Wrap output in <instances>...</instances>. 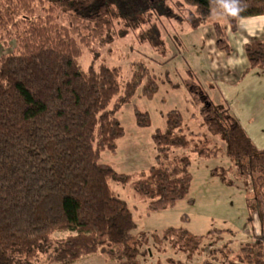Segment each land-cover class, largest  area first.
I'll use <instances>...</instances> for the list:
<instances>
[{"label": "trees", "instance_id": "1", "mask_svg": "<svg viewBox=\"0 0 264 264\" xmlns=\"http://www.w3.org/2000/svg\"><path fill=\"white\" fill-rule=\"evenodd\" d=\"M214 7V0H0V43L14 44L13 53L0 56V264H36L40 259L74 264L95 253L111 264H137L138 256L148 252L141 251L147 235L133 236L132 214L109 185L127 184L130 177L99 159L106 150L115 152L116 141L124 136L117 112L138 89L151 99L158 82L140 63H134L131 77L122 81L121 69L96 65V55L85 70L80 59L84 48L123 39L155 17L191 30L211 25L215 47L230 54L229 35L238 31L239 21L264 17V0H243L240 18L219 23H212L209 15ZM244 53L248 70L264 71V39L246 43ZM194 78L164 82L171 89L183 86L199 103L203 94ZM203 101L202 127L225 146L230 167L246 176L244 187L250 181L255 188L253 202L245 193L246 223L258 218L260 233L226 264H264V212L259 209L264 150L255 147L228 109ZM135 118L139 127L149 124L146 113L135 110ZM182 125L178 111L166 114V130L152 135L155 165L131 182L150 212L174 206L189 192L190 158L174 156L173 150H189L202 158L218 152L209 148V140L185 135ZM215 172L212 177L232 185L228 169ZM61 232L68 235L53 237ZM223 232L212 230L203 237L168 228L151 238L191 255L201 251L206 237ZM216 253L227 257L232 249H213L204 264L221 262Z\"/></svg>", "mask_w": 264, "mask_h": 264}, {"label": "rangeland", "instance_id": "2", "mask_svg": "<svg viewBox=\"0 0 264 264\" xmlns=\"http://www.w3.org/2000/svg\"><path fill=\"white\" fill-rule=\"evenodd\" d=\"M263 27L264 17L239 21L238 31L229 35L231 53L226 54L215 47L211 25L191 30L164 17H155L123 39L106 45L95 43L91 49H83L80 64L84 70L96 55V65L104 63L120 68L122 81L131 77L132 65L140 63L149 69L158 82L159 89L151 99L143 98L138 89L134 97L117 112L116 118L124 130V136L116 141L115 152L106 150L99 159L101 165L110 166L116 173L130 177L127 184L110 181L109 185L132 214L136 225L133 236L146 234L148 237L147 245L141 248V251L148 252L138 256L137 264H170V260L204 264V261L211 260L210 251L229 245L232 249L230 256L216 253L217 257L223 259L216 264H226L238 254L242 245L253 238L255 231L256 234L260 233L258 218L254 217L252 224L246 223L245 193L251 196L253 202L251 191H255V188L250 181L244 187L246 176L237 175L225 155V146L202 127L200 109L205 98L208 105L228 109L255 147L264 150V71L248 70L244 53L246 43L264 39ZM13 47V42L7 45L0 43V56L13 53ZM189 75L195 76L199 91L203 94L199 103L192 100L183 86L171 89L164 82L168 79L172 84L180 83L187 80ZM135 110L148 115L149 124L146 127L137 125ZM170 111L180 113L185 135L200 136V142L209 140V148L218 149V152L210 158H202L189 150H173L174 156L186 155L190 158L189 173L192 179L189 192L185 199L177 201L174 206L150 212L147 201L134 192L131 182L146 175L155 165L156 150L152 135L156 131L166 130V114ZM195 142V145L199 144V141ZM214 169L216 172L228 169L227 178L232 185L212 177L211 171ZM259 201V209L264 212V198L259 197ZM168 228L184 229L203 237L212 230L225 232L212 233L205 238L199 253L187 255L175 251L168 242H153L152 234L160 236ZM227 229L236 235L228 234ZM66 235L68 233L61 232L53 237ZM111 263L106 256L95 253L80 258L74 264ZM36 264L49 263L40 259Z\"/></svg>", "mask_w": 264, "mask_h": 264}, {"label": "clouds", "instance_id": "3", "mask_svg": "<svg viewBox=\"0 0 264 264\" xmlns=\"http://www.w3.org/2000/svg\"><path fill=\"white\" fill-rule=\"evenodd\" d=\"M214 3L215 7L209 13L212 23L240 18L244 11L243 0H214Z\"/></svg>", "mask_w": 264, "mask_h": 264}, {"label": "crops", "instance_id": "4", "mask_svg": "<svg viewBox=\"0 0 264 264\" xmlns=\"http://www.w3.org/2000/svg\"><path fill=\"white\" fill-rule=\"evenodd\" d=\"M227 230H230V229H227ZM231 231V230H230ZM232 232V231H231ZM234 234V236L236 235V233L232 232ZM255 234H256V231H255Z\"/></svg>", "mask_w": 264, "mask_h": 264}]
</instances>
